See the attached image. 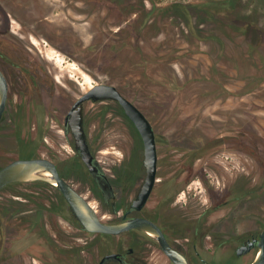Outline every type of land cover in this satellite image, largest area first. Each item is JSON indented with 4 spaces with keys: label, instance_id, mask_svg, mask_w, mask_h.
I'll return each mask as SVG.
<instances>
[{
    "label": "rangeland",
    "instance_id": "374dc122",
    "mask_svg": "<svg viewBox=\"0 0 264 264\" xmlns=\"http://www.w3.org/2000/svg\"><path fill=\"white\" fill-rule=\"evenodd\" d=\"M39 2L0 0V66L10 83L0 167L44 156L63 175V152L75 151L66 114L93 85L113 83L155 126L160 178L176 174L168 184L185 189L181 199L220 201L212 246L235 248L231 238L264 218L260 0ZM85 114L105 169L125 171L118 195L133 199L146 175L141 134L117 101H88ZM80 173L91 180L86 167ZM85 194L108 220L105 204ZM30 195L45 197L43 214L29 215ZM98 240L108 248V238L83 231L62 193L35 184L0 190V264H92Z\"/></svg>",
    "mask_w": 264,
    "mask_h": 264
},
{
    "label": "flooded vegetation",
    "instance_id": "af4514ba",
    "mask_svg": "<svg viewBox=\"0 0 264 264\" xmlns=\"http://www.w3.org/2000/svg\"><path fill=\"white\" fill-rule=\"evenodd\" d=\"M36 5L39 7V5L42 4L39 0H36ZM108 100L117 101L126 116L132 121L119 100L104 99L99 100V102ZM69 111L65 117V125L66 128L68 127L71 129L68 120ZM84 127L87 133L88 142L95 157L94 160L97 169L93 171L89 168L83 159L81 151L76 145V138L72 132L75 138V151L68 153L63 152V178L68 180L83 194H85V191L90 188L94 195L105 204L103 210H105L104 213L109 214L108 222L119 223L134 217H143L154 222L162 230L168 243L181 252L187 258L189 264H242L251 263L256 259L261 250L260 235L261 231L264 229L263 217L252 218L253 224L248 227L245 233L238 235L235 234V236L231 238L232 241L237 242L235 248L226 246L213 247V237L218 238L221 234L214 230V227H217V218L211 215V211L212 209L216 210L215 208L219 207L218 204L220 201L214 202L210 198V194H208V199L204 200L207 194L196 195V193H185L186 199H181L182 193L185 189L181 192L179 187L173 188L172 185L169 186L168 184L170 180L173 178L175 179L176 174L172 175L173 173H171L169 177L164 178V180L160 178L159 175L162 171L160 169V164L162 158H160L159 155L158 178L150 197L141 209L134 207V200L140 192L146 175L140 186L137 188L133 199L128 200L120 198L117 193V188L115 187V181L125 182V171L109 173L105 169L100 161L101 159L96 154L94 142L90 138L86 122L85 107ZM55 162L61 172L59 163L57 161ZM85 167L90 173L91 180L83 179L80 175V172L83 171V168ZM175 170L177 171L176 173H178L181 169L177 168ZM77 180L82 182L85 181L87 185H78L76 183ZM64 201L71 207L63 194V204ZM228 202L229 201L226 199L222 203L227 204ZM106 205H108V207ZM101 215L103 216V214ZM90 233L96 234L99 237L103 236L108 238V248L102 247L99 240L95 242L97 247L93 248L92 264H178L169 256L162 242L154 234L141 227H134L120 233Z\"/></svg>",
    "mask_w": 264,
    "mask_h": 264
},
{
    "label": "water",
    "instance_id": "95a60500",
    "mask_svg": "<svg viewBox=\"0 0 264 264\" xmlns=\"http://www.w3.org/2000/svg\"><path fill=\"white\" fill-rule=\"evenodd\" d=\"M8 96L9 80L0 66V122L7 108ZM104 99L119 100L143 138V160L146 168V177L133 203L134 207L141 209L148 201L158 178L159 151L157 135L155 127L147 114L134 101L124 95L117 85L106 82L97 83L75 101L69 111L68 120L76 138V145L89 168L93 171L96 170L95 157L84 127V107L88 101ZM35 180L54 184L64 194L75 215L87 231L120 233L134 227H141L154 234L162 242L169 256L178 264H189L187 258L168 243L164 233L154 222L143 217H134L119 223H111L104 219L91 200L63 178L57 163L51 158L44 156L20 157L13 159L0 168V189L13 182ZM260 236L261 250L258 256L253 262L242 264H264V229L261 231Z\"/></svg>",
    "mask_w": 264,
    "mask_h": 264
},
{
    "label": "trees",
    "instance_id": "16d2710c",
    "mask_svg": "<svg viewBox=\"0 0 264 264\" xmlns=\"http://www.w3.org/2000/svg\"><path fill=\"white\" fill-rule=\"evenodd\" d=\"M262 8H264V0H260L259 7H257L256 10H259V9H262ZM244 135H245L244 132H241L240 133V142L241 143H242V141H243V143L246 142V140H242V136H244ZM178 168H180V167L178 166ZM31 184H35V185L42 186V187H48L51 190V192L54 191V192L61 193V191L54 184L49 183V182H46V181H42V180L24 181V182H13V183H10L7 186L19 187V186H29ZM29 197L30 198H28L27 200L32 201L31 206L29 205V203L27 204L28 213H31L32 212V214H29V215L33 216L34 214H38V215L43 214L42 209H43V207L46 204L44 202L45 197H42V196L39 197V196H34V195H30ZM15 202H16V204L19 205L18 209L19 208L22 209L27 201L20 199L19 201L18 200H15ZM23 217H25V216L23 215ZM82 229H83V231L89 232L83 226H82Z\"/></svg>",
    "mask_w": 264,
    "mask_h": 264
},
{
    "label": "bare ground",
    "instance_id": "6f19581e",
    "mask_svg": "<svg viewBox=\"0 0 264 264\" xmlns=\"http://www.w3.org/2000/svg\"><path fill=\"white\" fill-rule=\"evenodd\" d=\"M96 207V206H95Z\"/></svg>",
    "mask_w": 264,
    "mask_h": 264
}]
</instances>
